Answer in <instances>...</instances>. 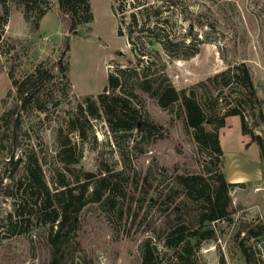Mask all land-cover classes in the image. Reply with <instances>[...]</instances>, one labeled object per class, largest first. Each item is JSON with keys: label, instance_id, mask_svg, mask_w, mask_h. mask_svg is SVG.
<instances>
[{"label": "rangeland", "instance_id": "rangeland-1", "mask_svg": "<svg viewBox=\"0 0 264 264\" xmlns=\"http://www.w3.org/2000/svg\"><path fill=\"white\" fill-rule=\"evenodd\" d=\"M123 1L127 6L130 0ZM89 2L93 20L72 33L63 26L55 0H46L50 9L37 24L25 21L22 8L9 4L0 32V116L15 106L17 85L35 69L48 70L52 77L39 83L32 101L16 109L18 128L6 117L0 120V264H141L147 240L155 246L161 264L172 263L173 252L163 246L164 233L179 222L193 225L200 209L184 198L176 177L212 176L214 156L185 129L179 103L162 109L151 92L135 87L143 74L153 80L152 90L165 77L163 85L168 83L177 91L192 89L197 97L209 98L213 89L208 79L244 62L264 113V0H146L143 6L150 15V6L158 7L164 20L158 33L167 35L172 46L170 51L159 45L147 48L135 39L136 50L147 54L139 61L126 36L117 35L113 1ZM133 11L129 8L124 14L125 32ZM59 57L64 75L55 68ZM118 68L131 70L120 91L137 94L134 104L157 130L150 135L137 129L112 132L101 117L92 120L93 132L86 130L82 140L69 128L68 119L85 100L102 93L108 76ZM230 88L224 91L227 103L240 95L233 85ZM251 112L244 106L248 127L264 137V124L255 125ZM218 136L223 152L220 169L227 182L237 180L229 190L232 214L228 221L210 225L214 236L200 244L193 262L264 264V235L246 234L264 225V166L259 148L253 143L246 149L250 137L241 133L238 116L227 117ZM64 149L78 160L76 164H65ZM28 160L37 161L51 193L57 177L74 186L81 172H93L95 181L100 163L118 174L120 190L108 201L105 196L100 202L87 201L73 231L56 249L48 238L50 210L35 204L42 193L25 176ZM67 168L74 174L71 179Z\"/></svg>", "mask_w": 264, "mask_h": 264}, {"label": "trees", "instance_id": "trees-1", "mask_svg": "<svg viewBox=\"0 0 264 264\" xmlns=\"http://www.w3.org/2000/svg\"><path fill=\"white\" fill-rule=\"evenodd\" d=\"M112 1L118 21L117 35L119 37L126 36L130 50L137 61L147 57V54L145 50H136L135 39L147 48L159 45L162 49L170 51L172 46L170 39L165 34L160 35L158 33L160 30H157L162 27L164 21L161 19L158 7L152 4L153 6L150 7L153 10L151 9L152 15H150L143 6L146 0H130L127 2V6L123 0ZM43 2L45 5L40 8L39 4ZM55 2L63 26L71 33L81 25L93 20L89 0H55ZM10 3L22 8L25 21H33L35 24L50 9L46 0H0V32L6 23ZM129 8L134 9V11L129 14L130 22L128 30L125 32L123 29L124 14ZM55 68L62 75L65 74L66 69L60 57ZM130 71L118 68L113 74H110L102 93L94 99L85 100V105H79L77 111L69 117L67 122L69 128L76 131L82 140L86 138V130L93 132L92 120L101 117L107 122L112 132H128L137 129L145 135L155 133L157 127L144 119L140 114L139 107L134 104V98L137 94L133 90L129 91L128 94L121 92L126 83L125 77ZM133 72L134 76L137 75L135 71ZM51 77L52 75L48 70L35 69L33 74L17 85L16 91L19 100L17 99L11 110L0 116V120L6 117V121L13 128H18V117H14L16 109L24 108L26 103L32 101L38 93L36 87L42 85L39 83L49 80ZM162 78L164 80L161 82H165V77ZM152 81L143 74L135 87L142 91L151 92L156 97L158 106L162 109L179 103L184 110L185 129L191 131L197 145L204 147L209 155L214 156L212 164L215 168L212 176L195 174L176 177V184L182 190L184 198L200 205V209L193 225L176 223L164 233L162 238L163 246L173 252L171 264H194L193 255L198 251L200 244L214 236V230L210 225L220 221H228L232 214L230 212L231 197L229 190L235 184L227 182L220 169L223 152L219 144L218 129L225 126L227 117L238 116L241 133L250 137L249 143L257 144L259 158L264 166V137L255 134L254 130L248 127L243 113L244 106H247L252 111L250 117L255 121V125L264 124L262 101L257 95L250 69L244 62L227 68L208 79L207 82L213 89V94L211 93L209 98L204 97L205 94L197 97L192 89L189 92L177 91L172 85L168 83L163 85L161 82L152 90ZM13 84L16 83L13 82ZM203 84L205 83L202 82L199 86ZM231 85L240 95L238 94L232 103H227L224 91L230 90ZM218 92L224 93L217 95ZM206 99L211 101L208 102ZM221 103L225 105L222 108L219 107ZM205 124L210 125L211 129L206 130ZM248 145L246 144V147ZM62 153L66 157L65 164L78 162L73 154L69 153V150L64 149ZM99 167V177L95 181L93 172H81L80 178L75 179L74 186H70L63 176L57 177L56 181L53 182L56 188L51 193L42 179L41 169L37 161H27L25 176L29 182L34 184L33 187L37 189L38 193H42L39 202H35V204L40 203L45 210H50L48 221L51 227L48 238L49 243L54 248L58 249L57 244L60 240L73 231L76 218L87 201L100 202L104 196L105 200L108 201L111 196L119 192L120 186L116 180L118 174H113L106 164L100 163ZM66 171L69 173V179H71V175L74 174L68 168ZM93 181L94 184L90 187ZM22 191L24 192V190ZM88 191H90L89 200L87 198ZM113 205L114 203L110 202V206L113 207ZM255 227L247 230V237L257 238L264 235V225ZM242 251L245 253V249ZM155 252V246L151 245L149 240L145 241L142 245L141 264H161Z\"/></svg>", "mask_w": 264, "mask_h": 264}, {"label": "crops", "instance_id": "crops-1", "mask_svg": "<svg viewBox=\"0 0 264 264\" xmlns=\"http://www.w3.org/2000/svg\"><path fill=\"white\" fill-rule=\"evenodd\" d=\"M246 143H247V142H246ZM247 144H249V145H248V147H246V149L249 148L253 143H249V142H248ZM231 183H232V184H237V180H236V179H231Z\"/></svg>", "mask_w": 264, "mask_h": 264}, {"label": "water", "instance_id": "water-1", "mask_svg": "<svg viewBox=\"0 0 264 264\" xmlns=\"http://www.w3.org/2000/svg\"><path fill=\"white\" fill-rule=\"evenodd\" d=\"M219 93H221V92H219Z\"/></svg>", "mask_w": 264, "mask_h": 264}]
</instances>
